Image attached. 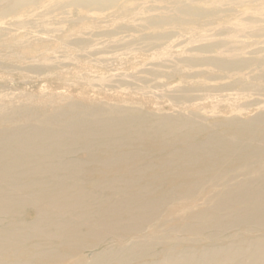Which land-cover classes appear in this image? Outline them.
<instances>
[{
	"label": "rangeland",
	"instance_id": "374dc122",
	"mask_svg": "<svg viewBox=\"0 0 264 264\" xmlns=\"http://www.w3.org/2000/svg\"><path fill=\"white\" fill-rule=\"evenodd\" d=\"M9 2L0 0V8ZM59 2L0 22V97L22 94L15 99L30 98L32 107L50 109L71 103L67 110L83 111L74 106L82 105L88 119L117 116L118 110L138 116L179 112L221 131L227 120L251 124L264 112V0H114L108 10L92 13L82 7L47 9ZM92 109L99 110L91 117ZM257 151L256 158L242 161L243 171L227 186L264 175V147ZM172 179L169 174L162 184L152 181V196L176 188ZM204 187L183 201L170 195L161 217L135 237L153 234L162 243L130 264H264V225H239L211 237L183 230L200 224L192 214L210 209L221 194L211 196L226 190ZM257 187L264 189V181ZM247 205L238 203L227 212ZM96 250L75 252L62 262L79 264ZM13 251L0 260L14 258ZM164 251L174 258L165 260ZM23 252H18L22 261L31 260Z\"/></svg>",
	"mask_w": 264,
	"mask_h": 264
},
{
	"label": "bare ground",
	"instance_id": "6f19581e",
	"mask_svg": "<svg viewBox=\"0 0 264 264\" xmlns=\"http://www.w3.org/2000/svg\"><path fill=\"white\" fill-rule=\"evenodd\" d=\"M49 1L10 0L8 7L0 8V22ZM60 1L47 9L61 12L82 7L92 13L106 11L114 3ZM12 96L0 97V255L14 249V258L0 264L63 263L74 258L75 252L96 249L92 258L82 256L79 264L138 261L162 243L153 234L135 237L161 217L170 195L183 201L202 186L226 190L211 196L221 194L210 209L193 213L200 224L187 225L184 231L211 237L239 225H264V200H257L264 197V189L257 187L264 175L253 178L245 172L249 180L227 186L240 176L245 167L242 161L256 158L257 150L264 147V112L251 124L227 120V130L221 131L220 126L206 127L197 116L179 112L138 116L136 111L118 110L117 116L88 119L83 117L86 106L74 105L83 111L67 110L71 103L51 109L32 107L30 98L23 102L15 99L22 94ZM229 165L234 167L227 170ZM169 174L176 188L152 196V181L162 184ZM238 203L248 205L227 212ZM168 246L172 249L173 244ZM20 251L25 256L29 253L32 261H22ZM160 254L155 251L154 255ZM162 257L174 258L165 251Z\"/></svg>",
	"mask_w": 264,
	"mask_h": 264
}]
</instances>
